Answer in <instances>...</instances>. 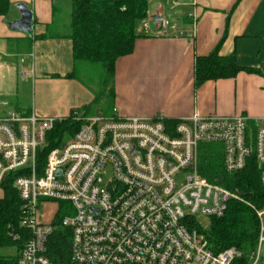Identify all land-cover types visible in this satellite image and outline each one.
Instances as JSON below:
<instances>
[{"label":"built area","instance_id":"2783aa9c","mask_svg":"<svg viewBox=\"0 0 264 264\" xmlns=\"http://www.w3.org/2000/svg\"><path fill=\"white\" fill-rule=\"evenodd\" d=\"M140 24L145 35H182L164 14L146 15ZM19 62L21 77L34 76L32 63ZM8 105L0 94V106ZM72 117L80 122L77 132L42 159L46 136L62 118L0 112V185L15 174L20 226L30 235L14 264H54L48 248L58 227L70 238L61 264H264V208L256 209L258 236L248 259L236 247L214 252L198 220L222 217L229 201L242 200L199 173L200 144L222 146L229 174L243 170L254 153L264 188V120L253 136L240 114L195 112L172 126L162 115L121 116L115 108L109 116ZM51 203L57 207L47 219Z\"/></svg>","mask_w":264,"mask_h":264},{"label":"crops","instance_id":"0c3cea01","mask_svg":"<svg viewBox=\"0 0 264 264\" xmlns=\"http://www.w3.org/2000/svg\"><path fill=\"white\" fill-rule=\"evenodd\" d=\"M10 1L9 13L0 16L1 97L11 102L33 85L31 105L17 104L15 110L55 118L68 117L74 109L93 103L100 92L85 72L87 64L74 61L69 2ZM18 4L33 13L28 33L9 25L21 17ZM154 14L166 15L182 35H145L139 22L133 52L116 62L112 109L121 116L162 115L171 121L195 112L240 114L255 124L264 120V0H150L147 15ZM218 45L221 56L235 53L239 65L259 73L240 71L233 78L196 86V58L211 54ZM21 58H26L22 67L33 64L34 76H20ZM74 69L78 77L68 78Z\"/></svg>","mask_w":264,"mask_h":264},{"label":"trees","instance_id":"16d2710c","mask_svg":"<svg viewBox=\"0 0 264 264\" xmlns=\"http://www.w3.org/2000/svg\"><path fill=\"white\" fill-rule=\"evenodd\" d=\"M70 4L69 37L73 44V58L76 64H100L106 72V80L101 94L93 103L75 111L89 114L97 102L105 96L110 82L115 77L116 62L120 57L133 52L139 22L147 15L150 0H67ZM11 7L10 0H0V16L7 15ZM217 48L207 56H199L195 62V85L200 86L208 80L233 78L240 71L259 73V70L239 65L236 54L221 56ZM68 78L78 77L74 69ZM112 89V88H111ZM112 95V92L109 93ZM72 114L56 122L47 134L48 149L40 151L44 158L48 151L60 145L66 138L74 135L80 127ZM175 121L166 120V125H175ZM256 124L249 122L248 132L254 136ZM199 156V173L208 181L237 192L242 200H231L225 214L211 218V228L207 233L210 246L218 253L230 247L242 251L245 259L255 248L259 229L257 208H264V188L260 182V170L256 155L248 159L246 167L234 174L224 170L223 151L220 144L203 143ZM15 174L0 185L3 195L0 197V264L17 262L30 235L20 226L23 208L17 189L14 187ZM64 203H60L63 206ZM61 218L58 213L56 223ZM6 248L14 249V254H3ZM48 255L54 264L68 260L70 238L62 227L56 228L49 241Z\"/></svg>","mask_w":264,"mask_h":264},{"label":"rangeland","instance_id":"374dc122","mask_svg":"<svg viewBox=\"0 0 264 264\" xmlns=\"http://www.w3.org/2000/svg\"><path fill=\"white\" fill-rule=\"evenodd\" d=\"M84 66L86 69V71H85L86 73L88 70L89 80L95 84V86L97 87V90L100 92L99 94H101V92L103 91L105 80L107 78L105 70L102 68V66L100 64H94V65L87 64ZM89 66H92V67H89ZM79 75L81 76L82 74H80V72H79ZM111 88H112V82H110V84L108 85L105 96L102 97V100L100 102H97L95 104V106L92 108L91 114H95L98 112H102L103 114H105L107 116L112 114V107H111L112 97L109 94L112 92ZM34 95H35L34 87H33V85H30L28 91L21 90V92L19 93L18 99H15V100H12L11 102H9L8 106H5V107L0 106V112H2V110H4V109L5 110H12L14 108V105H17V104L22 105V106L31 105ZM202 150H203V146H202V144H200V153L202 152ZM51 204L52 205L49 208L45 209L47 219L52 217V215H54V213L56 211L57 204L56 203H51ZM198 220L202 224L204 231L207 235V233L210 231V228H211V224H212L211 219L201 215L198 217ZM13 251H14V249H12V248H6V249H3L1 251V253H3V254H14Z\"/></svg>","mask_w":264,"mask_h":264},{"label":"water","instance_id":"95a60500","mask_svg":"<svg viewBox=\"0 0 264 264\" xmlns=\"http://www.w3.org/2000/svg\"><path fill=\"white\" fill-rule=\"evenodd\" d=\"M17 8L20 10L21 17L14 22H11L9 25L12 29H19L23 32H30L33 28L34 18L33 13L29 7L25 4H18ZM46 146H43L45 148Z\"/></svg>","mask_w":264,"mask_h":264}]
</instances>
